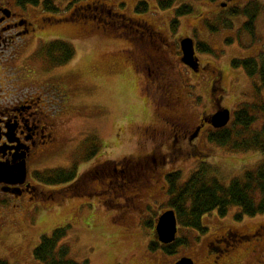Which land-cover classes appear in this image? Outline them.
<instances>
[{
	"label": "rangeland",
	"instance_id": "374dc122",
	"mask_svg": "<svg viewBox=\"0 0 264 264\" xmlns=\"http://www.w3.org/2000/svg\"><path fill=\"white\" fill-rule=\"evenodd\" d=\"M101 1L114 7L119 4V12L127 19H143L151 32L161 34L166 39L164 44H167L159 53L167 55L168 64H175L182 56L180 39L194 36L198 72L175 64L166 81L170 83L171 90L166 92L154 79L149 85V79L132 69L129 57L132 45L125 39L127 34L120 28L119 17L116 18L118 26L111 33L91 29V21L83 26L48 28L47 34L69 42L74 50L73 58L58 63L63 64L58 66L59 74L47 81L39 75L48 64L35 55V60L28 67L31 75L22 84L20 82L23 87L20 89L21 94L33 96L44 94L48 97L47 92H50L57 105L50 112L54 115L57 145L51 155L35 164L36 171L45 177L38 178L33 173L31 177L35 180L30 179L35 185L40 181L43 186L38 188L46 192L45 196L53 194L55 198L24 202L26 207L22 208L13 204L9 208L1 206L0 260L9 264H42L33 258L34 248L41 236H49L61 228L66 231L58 242V247L67 249L63 259L77 264H175L181 258H190L193 264H216V256L217 264H264V235L251 236L254 232L259 234L264 227V213L239 220L236 219L240 212L237 207H232L225 217L218 216L216 212L204 214L201 217L203 231L183 227L177 222L173 241H176L175 254L169 255L162 248L168 244L160 245L152 235L159 215L169 209V187L163 179L156 185H149L148 190L142 187L135 199L137 203H131L132 208L129 209L122 206L123 197L109 201V195H100L96 191L99 180L96 173L115 161L122 164L131 162L149 151L154 140H161L156 137L153 140L150 131L168 132V118L180 116L187 128L194 130L201 115L215 111V104L217 109L226 108L232 113L231 128L233 113L242 103L264 102V89L255 90L259 86L257 76L251 78L243 68L232 66L233 60L248 58L264 63V0L241 3L243 7L237 9V16L220 11L215 5L216 0H176L166 10H159L155 0H148V11L140 16L133 15L132 8L134 11L136 3L141 0ZM180 6L191 8V13L178 18L176 28L172 30L175 9ZM249 22L252 32L245 28ZM125 30L128 31V27ZM191 32L193 34L189 35ZM156 37H153L154 42ZM199 44L206 45L209 51H199ZM172 48L177 50L172 51ZM148 53L154 56L158 52ZM49 65L54 66L52 63ZM17 66L15 72L19 73L22 65ZM261 124L262 119H259L252 129L259 128ZM211 131L204 128L192 142L194 146H182L181 153L174 158L169 157L166 145L162 147L166 162L160 171L178 172L177 187H181L202 166L208 167L209 177L216 178L222 185L257 166L258 152H244L232 147V143L227 146L211 143L208 141ZM233 131L239 130L235 127ZM167 142H170L169 138ZM72 163L73 178L79 163L82 166L79 173L82 176L75 184L79 188L95 186V193L87 189L79 191L76 187L67 190L61 186L58 189L44 182L51 175L48 169L56 167L66 171ZM55 189L58 191L51 192ZM126 195L129 194L126 192ZM10 199L13 200L12 197ZM227 230L229 238L238 237L227 240L226 247L215 244L220 253H210L214 240L220 239ZM240 235L246 237L241 238ZM150 242L158 244L159 248L151 251Z\"/></svg>",
	"mask_w": 264,
	"mask_h": 264
},
{
	"label": "flooded vegetation",
	"instance_id": "af4514ba",
	"mask_svg": "<svg viewBox=\"0 0 264 264\" xmlns=\"http://www.w3.org/2000/svg\"><path fill=\"white\" fill-rule=\"evenodd\" d=\"M207 1L213 2L215 0ZM248 1L216 0L215 5L221 9L220 11H226L232 16H237V9L243 7L241 3ZM118 5L115 7L105 5L101 0H0V164L10 166L24 162L26 169V178L23 183L0 182V211L3 209H1L3 205L9 208L10 204H13L14 207L22 208L26 207L23 205L24 202L34 203L55 198L53 194L45 196L46 192L38 188V186H43L42 183L36 181L39 184L35 185L30 182V179L35 180L31 175L34 176L33 173L40 172L36 171L35 164H38L49 154L51 155L57 145L54 137V115L50 113L57 105L52 101L53 95L51 93L50 96V92H47L48 97L46 95L44 97V94L33 96L21 94L22 90L20 89L23 88L20 86L22 81L31 75V69L28 67L35 60V55H39L44 63L48 64L42 71L47 69L41 72L39 76L47 78L48 81V78L59 74L58 66L63 64L58 65L57 61L64 59L66 49L64 47L57 49V45L64 44L67 47H71V45L65 39H58L61 38L59 36L47 34L48 28L55 29L65 25L83 26L91 21L89 23L91 29H102L105 33H111L112 29L118 26L116 18L119 17L122 24L120 28L124 29L123 33L127 34L126 37L130 36V40L126 37L125 39L128 41L127 43L132 45V55L129 56L132 59V69L137 74H141L143 78L149 79V85L154 79L167 92L171 90L170 83L166 82L168 81L167 75L169 72L171 73L173 65L180 64L186 69L189 68L182 62V56L178 57L179 60L175 64L172 65L171 62L168 64L167 55H160L159 53L161 48L167 44H164L166 39L159 33L151 32L150 26L145 20L131 17L127 19L124 14L119 12L121 6ZM148 8L149 1L141 0L136 3L134 11L132 8L133 15L140 16L147 12ZM126 27H128V31L125 30ZM191 34L193 32L189 33V35ZM153 37H156V42L153 41ZM190 38L194 40V48L196 49L197 43L194 36ZM168 46L170 45L168 44ZM48 48L51 50L49 51ZM171 50L174 51L175 49L172 48ZM150 51L158 53L151 56L148 53ZM49 63L54 66L52 67ZM19 64L22 67L19 73H16ZM14 80L18 82H14ZM148 90L147 88L146 91ZM213 105L217 111V105ZM230 114L232 113L230 112ZM210 115H201L194 130L187 128L186 122L177 115L166 120L170 127L168 132L150 129V137L153 140L155 137L156 139L161 138L160 142L154 140L155 143L151 149L134 161L123 164L115 161L111 166H103L96 173L99 176L96 183L98 190L95 189V186L87 188L82 185L83 187L80 186L82 188H79L75 184L82 176L79 175L82 170L81 163L78 165L75 178H73L74 167L72 163L68 165L66 170L68 180L65 183H56L51 186H57L58 189L63 186L67 190L76 187L79 191L87 189L90 192H94L93 189H95L100 195L103 193L109 195V201L123 197L122 206L128 209L132 208L130 204L137 203L135 199L140 194L139 190L142 187L150 188L161 179L168 186L166 178L170 173L160 171V167L166 162L162 147L166 145L169 157H177L182 151L181 147L193 145L192 142L204 128H210L212 132L215 130L210 123L204 121V118H209ZM168 138L170 142H167ZM72 152L73 150L70 152L71 156L73 155ZM52 170L57 172L58 169L55 167ZM8 178L9 181L16 180L14 177ZM53 191L58 190L55 189L51 192ZM126 192L129 195H126ZM261 233L264 235V227H261L259 234L254 232L251 236L257 238ZM152 235L156 236L155 231H152ZM229 236L230 233L227 230L219 237L220 239L214 240V245L220 243L226 247L227 240L230 241L234 237H238L236 235L229 238ZM240 236L241 238L246 237V235ZM214 261L216 264L218 263V256L214 258Z\"/></svg>",
	"mask_w": 264,
	"mask_h": 264
},
{
	"label": "trees",
	"instance_id": "16d2710c",
	"mask_svg": "<svg viewBox=\"0 0 264 264\" xmlns=\"http://www.w3.org/2000/svg\"><path fill=\"white\" fill-rule=\"evenodd\" d=\"M156 1L160 10L169 9L176 2V0ZM190 13L191 8L189 7H177L175 9V17L171 21L172 30H175L178 18ZM245 28L248 32H252L251 22L246 24ZM60 47L66 49V54L64 59L57 61V64L68 62L73 58L74 54V50L70 46L58 44L57 49H60ZM198 50L201 52L209 51L204 44H199ZM232 66L243 68L251 78L257 76L259 86H256V92L264 89V63L259 64L257 60L248 58L243 61L233 60ZM242 104L233 113L232 127L230 128L229 122L225 127L211 131L208 135V141L219 146H227L232 143V147L241 149L244 152H258L260 155L259 162L255 169L245 171L241 176L233 178L226 185H222L216 178L209 177L210 169L202 165V167L191 174L181 187H177L180 178L179 173H170L166 178L170 195L168 207L174 210L177 222L183 227L203 231L201 217L204 214L216 212L218 216L225 217L232 207L239 208L240 212L236 216L238 220L243 217H255L264 213V102ZM259 119H262L261 126L252 129ZM235 127L239 131H233ZM251 129L252 131H250ZM242 135L243 137H241ZM233 137H235L234 140ZM49 171L51 175L44 180L49 185L65 183L68 180L67 171L57 170L56 172L52 169ZM36 176L38 178L40 176L45 177V175L42 176L38 172ZM65 232V229L59 228L49 236H41L38 246L33 250V258L42 264H77L64 260L63 258L67 255V249L58 247V242L60 238L65 236ZM175 242L169 245H162L164 252L169 255L175 254ZM215 246L209 248L210 253H220V250ZM149 248L151 251H156L159 245L150 242ZM0 264L9 263L0 260Z\"/></svg>",
	"mask_w": 264,
	"mask_h": 264
},
{
	"label": "water",
	"instance_id": "95a60500",
	"mask_svg": "<svg viewBox=\"0 0 264 264\" xmlns=\"http://www.w3.org/2000/svg\"><path fill=\"white\" fill-rule=\"evenodd\" d=\"M182 51V62L190 67L194 72H198V61L195 58V50L192 39L185 38L180 42ZM230 120V111L226 108H219L209 118H204L205 122L211 124L213 128L220 129L225 127ZM8 177H14V181H9ZM26 178V169L24 162L20 164L5 165L0 164V182L5 183H23ZM155 233L157 240L162 244H170L175 240L177 233V221L175 212L167 210L162 213L156 223ZM175 264H193L190 258H181Z\"/></svg>",
	"mask_w": 264,
	"mask_h": 264
}]
</instances>
